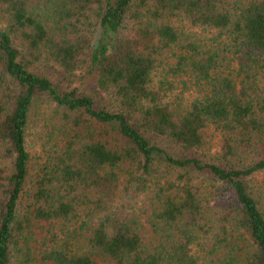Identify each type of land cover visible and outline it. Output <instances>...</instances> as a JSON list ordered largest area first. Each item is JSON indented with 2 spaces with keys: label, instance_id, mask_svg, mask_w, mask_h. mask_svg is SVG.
Here are the masks:
<instances>
[{
  "label": "trees",
  "instance_id": "16d2710c",
  "mask_svg": "<svg viewBox=\"0 0 264 264\" xmlns=\"http://www.w3.org/2000/svg\"><path fill=\"white\" fill-rule=\"evenodd\" d=\"M261 174L264 0H0V264H264Z\"/></svg>",
  "mask_w": 264,
  "mask_h": 264
},
{
  "label": "rangeland",
  "instance_id": "374dc122",
  "mask_svg": "<svg viewBox=\"0 0 264 264\" xmlns=\"http://www.w3.org/2000/svg\"><path fill=\"white\" fill-rule=\"evenodd\" d=\"M36 125L32 124L31 129L29 131V149L32 151V153L35 152V141H36ZM258 183L262 184L264 186V175L261 174L260 177L258 178ZM30 185H28L29 189Z\"/></svg>",
  "mask_w": 264,
  "mask_h": 264
}]
</instances>
